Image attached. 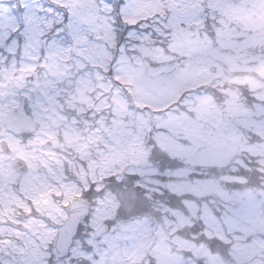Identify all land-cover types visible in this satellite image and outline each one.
<instances>
[{
    "label": "rangeland",
    "instance_id": "374dc122",
    "mask_svg": "<svg viewBox=\"0 0 264 264\" xmlns=\"http://www.w3.org/2000/svg\"><path fill=\"white\" fill-rule=\"evenodd\" d=\"M14 1L25 15L0 1V124L8 142L31 135L32 155L14 180L25 199L0 182V264H264V190L252 187L264 183V0ZM149 141L184 165L161 175ZM134 175L146 192L131 196L159 221L127 219ZM163 189L188 195V214L157 200ZM87 191L92 213L52 262L67 206ZM195 218L230 261L179 235Z\"/></svg>",
    "mask_w": 264,
    "mask_h": 264
},
{
    "label": "trees",
    "instance_id": "16d2710c",
    "mask_svg": "<svg viewBox=\"0 0 264 264\" xmlns=\"http://www.w3.org/2000/svg\"><path fill=\"white\" fill-rule=\"evenodd\" d=\"M118 10V7H117ZM215 11V15H219V11L216 9ZM118 24H121V19L118 18ZM206 32L214 39L216 40V33L213 30V26L211 22H208L207 27H206ZM152 35H153V39L155 41H159V40H165L166 37L164 35H162L161 32H159L158 30H156L155 28H152ZM125 37V34H124ZM121 38L123 39V36H121ZM160 42V41H159ZM241 92H240V97L242 98V101L244 102L245 105L248 106H253L254 102H257V99L255 96H252L250 94V92H248V87L245 86H240ZM254 137H256L253 134ZM147 147L150 148L151 150V156L149 158L152 166L155 168V170L157 169L161 175H165L167 173V171H170L171 168H178L180 169L184 164L183 161L180 159H171L166 153H163L160 148L152 141H149L147 143ZM237 174H241V172H237ZM247 176H249V174L247 173ZM155 178V177H152ZM143 178H140L137 175L134 176H128L127 179L125 180V183L123 184V189H125V194L126 196H124L121 200H123V203H130L131 200H135L136 199V203L138 202V206H137V211L136 214H126L128 215L127 219H130L131 217H136V216H141V215H150L156 222L159 221V217H157L156 213L154 211H150L149 207L144 204V200L141 201L138 197L134 198V196H131V193H140L138 194V196L141 197L142 193L146 192V189L143 188L142 186H139L137 183L139 181H141ZM165 180V178H163ZM153 180H159V179H153ZM161 181V180H160ZM142 182V181H141ZM161 182H164L163 180ZM145 183V182H144ZM249 186H252V184H248ZM119 187V186H118ZM252 187H259V189H263L264 190V183L263 182H257L255 184V186ZM163 188H165L163 186ZM116 187H113L111 194L115 197V198H121L120 193L115 191ZM120 189V188H119ZM129 195V196H128ZM88 197L92 198V194H88ZM132 197V198H131ZM161 203H163L164 205L168 206L171 210H181L184 213L188 214V209L186 207L187 202L190 201L189 196L184 194V195H178V194H172L170 193L169 190H164L163 189V193L158 195V199ZM195 200V198H194ZM141 204H140V203ZM133 206V205H132ZM215 209H217V207H214ZM218 210V209H217ZM216 214H218V211H215ZM123 217H125V215H123ZM121 218V217H120ZM204 229H205V225L203 223V220L200 218H195L192 220L191 225H185V227L181 228L179 230V235H181L182 237H184L185 239L188 240H194L197 241L199 243H203L205 245L208 246L209 250L211 253L213 254H220V256H224L225 258H227L228 261H230L232 258L229 255V251L226 247V245L219 239V238H208V236H206L204 234ZM85 259H83L82 261H79L80 264H82V262H84ZM199 264H203L202 260H198ZM85 264V263H84Z\"/></svg>",
    "mask_w": 264,
    "mask_h": 264
},
{
    "label": "flooded vegetation",
    "instance_id": "af4514ba",
    "mask_svg": "<svg viewBox=\"0 0 264 264\" xmlns=\"http://www.w3.org/2000/svg\"><path fill=\"white\" fill-rule=\"evenodd\" d=\"M0 1H5L9 3L12 2V5H14L16 8L18 7L17 8L18 10L16 9L18 15L19 16L25 15V9L23 10L21 7H19L20 2H19V5H17V3H15L14 0H0ZM37 2H41V4H44V5H47L48 3L47 0H38ZM8 84L11 85V83H8ZM22 105H24V100L21 98L20 104L15 105V107L17 108L14 111L15 117H17L22 111V109L20 108L22 107ZM0 121H1V118H0ZM2 133H3V129L0 130V159H1L0 161V182L7 180L8 183L6 185V189L13 191L15 194L21 196L22 199H25V193L20 189L19 185L15 184L16 181L14 180L21 181V178L23 176L29 175L31 173V165L29 162L30 160L29 158L32 155V145L31 143L27 142V139L31 138V135H26L24 137V141H19L17 143H11L6 140V137L3 136ZM47 148H44V149H47ZM6 170L10 171L8 172L7 176L4 175V172ZM84 197L86 196L84 195L83 198ZM18 217H20V215H18ZM39 217L42 220H44L43 219L44 216L43 217L39 216ZM87 220H85L81 224V227L84 226Z\"/></svg>",
    "mask_w": 264,
    "mask_h": 264
},
{
    "label": "water",
    "instance_id": "95a60500",
    "mask_svg": "<svg viewBox=\"0 0 264 264\" xmlns=\"http://www.w3.org/2000/svg\"><path fill=\"white\" fill-rule=\"evenodd\" d=\"M191 28L194 29L195 26L192 25ZM212 71L215 72L216 68ZM68 210L69 216L58 231L52 245V261L55 263L69 255L80 223L90 214L91 204L88 200L77 198L69 204Z\"/></svg>",
    "mask_w": 264,
    "mask_h": 264
}]
</instances>
